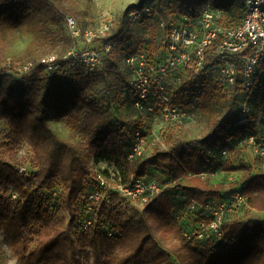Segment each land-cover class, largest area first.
I'll return each instance as SVG.
<instances>
[{
  "label": "trees",
  "instance_id": "16d2710c",
  "mask_svg": "<svg viewBox=\"0 0 264 264\" xmlns=\"http://www.w3.org/2000/svg\"><path fill=\"white\" fill-rule=\"evenodd\" d=\"M204 1L207 0H139L120 17L115 35L104 37L103 44L112 43L114 49L100 67L91 69L85 64L71 67L65 63L59 70L48 71L41 59L50 54L63 56L71 48L64 41L61 21H67L68 16H84L79 3L0 0V121L6 120L11 129L6 145L8 156L0 154V227L12 241L19 243L21 264H79L78 246L84 252L91 249L97 256L106 255L105 260L97 259L95 264H264V219L228 220V215L238 206L226 216L221 239L188 238L185 232L190 228L179 243L169 246L164 243L176 199L180 197L188 210L195 203L199 207L197 212L201 213L207 203L223 201L229 194L241 191L248 207L264 214V172L256 171L243 160L239 165L232 161L223 163L229 155L231 141L246 133L247 139L255 134L263 142L259 131L264 126L257 121L251 104L248 123L235 125L242 80L238 73L235 85L220 84L214 70L218 41L207 49L203 70L196 72L187 67L180 73V80L174 76L177 82L174 89H170L168 82V93L173 105H178V97L182 100L192 97L202 110L212 115L224 114V119L211 120L207 132L199 138L177 136L166 148L155 146L150 157L134 171V176L160 181L163 192L142 209L131 205L129 213H125V202L134 201L122 197L117 185L102 184L91 168L92 160L111 161L114 144L131 130V122L114 123L113 107L132 105L142 117L150 115L145 116L134 106L135 91L130 87L129 74L121 69L117 53V36L134 24L128 21V12L146 2L153 3L154 12L139 22L155 18L163 40L160 20L169 26L182 15L195 17ZM211 2L224 29L238 27L243 22L246 8L242 0ZM21 31L29 34V43L20 53H11L8 36ZM162 45L157 46L153 36L144 50L151 51L146 52L157 61L161 58L158 50ZM52 50L56 52L50 53ZM144 50H133L127 55ZM28 62L33 63L31 70L18 74L17 68ZM256 86L264 92V81L259 83V74L255 85L246 92ZM157 102L160 108L164 105L161 99ZM52 119L65 121L79 137L58 134ZM143 121L134 122L133 147L138 143V130L146 142L147 127ZM19 141L25 142L28 152L17 159L14 154L18 152ZM249 147L246 144L244 149ZM131 152L132 149L128 155ZM215 154L223 160V170H242L241 178L214 183L205 177ZM128 155L124 160H129ZM146 166L161 170L168 179L150 176ZM21 168L26 171L21 173ZM130 180L127 177L121 183ZM238 186L241 187L227 192ZM95 194H100V199L91 197ZM64 212L70 217L68 221ZM202 214L204 217H198L193 226L206 218L203 211ZM155 226L164 228L161 237ZM76 227L79 232L74 233ZM117 249L120 254L113 256Z\"/></svg>",
  "mask_w": 264,
  "mask_h": 264
},
{
  "label": "built area",
  "instance_id": "2783aa9c",
  "mask_svg": "<svg viewBox=\"0 0 264 264\" xmlns=\"http://www.w3.org/2000/svg\"><path fill=\"white\" fill-rule=\"evenodd\" d=\"M246 8L243 22L234 28H223L219 25V12L214 8L211 0L204 1L197 8V16L182 15L173 20L168 26L163 20L159 21L160 28L164 31V53L159 60L150 58L146 51L125 55L122 61V70L129 73L130 87L135 91L134 106L142 114H152L156 111L157 99H161L164 105L160 108L161 116L166 122L180 121L185 113L178 105L170 102L168 93V79L177 76L187 67L196 72L203 70L206 64V51L218 41L215 56L214 70L218 75L221 85L232 86L237 81L238 73L242 80V88L245 93L257 82V76L261 65L264 63V0H242ZM154 12L151 2H146L139 8L128 12L127 19L130 23L141 21L146 15ZM113 21H109L101 30L87 32V36L94 38L105 35L111 30ZM67 25L74 35L79 34L76 20L72 16L67 17ZM114 49L112 43L103 44L99 48L88 47L79 49L73 45L63 56L50 54L41 59L48 71H56L68 63L71 67L77 64H85L91 69L101 66ZM238 63L240 69L238 70ZM32 62L25 63L17 68V73L22 75L31 70ZM235 125L242 126L248 123L252 108L243 101L237 107ZM138 143L128 155L129 160L141 156L145 139L141 137L142 131L136 132ZM247 142L254 147L258 155H264V143L259 141L255 134L248 137ZM226 152H223V155ZM21 173L25 168L19 169ZM105 184V181H101ZM120 195L143 206L157 198L163 187L157 179L133 176L127 183H119L116 186ZM100 199V194L91 196ZM245 201L241 191L232 193L226 201L207 203L202 207L205 219L200 220L185 236L196 237L199 240L209 238L221 239L223 237L222 225L228 213ZM191 211L198 210L197 204L189 206Z\"/></svg>",
  "mask_w": 264,
  "mask_h": 264
},
{
  "label": "rangeland",
  "instance_id": "374dc122",
  "mask_svg": "<svg viewBox=\"0 0 264 264\" xmlns=\"http://www.w3.org/2000/svg\"><path fill=\"white\" fill-rule=\"evenodd\" d=\"M80 7L84 11V16L75 17L79 34L74 35L72 30L68 27L67 21H61V30L64 37V41L66 45L73 46L75 45L79 49L94 47L99 48L103 45V39L105 36H114L119 23L120 17H122L127 8L132 4H137L139 0H76ZM109 21H113L111 30L102 35L100 37H88L87 32H94L96 30H101L106 23ZM155 18H150L142 22L130 24L124 30L121 36H117L116 38V48L118 57L120 58L121 69H122V61L125 55L128 52L133 50H144L147 43L151 41L153 36H156V45H162L161 31L157 26ZM153 26V27H152ZM10 38V51L11 53H20L29 43L30 36L26 32H14L9 36ZM145 51V50H144ZM148 51V50H146ZM56 51L52 50L50 53H55ZM152 53L151 51H148ZM158 53H164V46L162 45ZM106 62V61H105ZM100 67V66H99ZM128 73L126 70H123ZM129 74V73H128ZM264 81V67L260 69L259 72V83ZM170 83V89H174L176 85V80L174 76H170L168 79ZM177 103L182 108L185 116L178 122L169 123L166 122L160 113V104L156 103L157 110L146 116L142 117L135 110L132 105H128L124 108H120L118 106L113 107V120L116 124H121L123 121L131 122L130 127L131 130L129 133H126L121 140L114 144L113 151V159L111 161H101L96 163L94 160L91 161V168L93 170V176L95 178L100 179V181L104 180L105 184H110L115 186L121 181H124L127 177L132 178L138 168L143 165V162L150 157L152 150L155 146L159 145L163 148L168 146L170 140H175V137L179 136L184 139H196L200 136L204 135L208 130V125L211 120H223L224 114L222 115H212L209 112L202 110L196 103L192 97L186 98L182 100L181 97L177 99ZM246 101L252 105L256 115L257 121L262 123V127L264 126V92L259 90V86H256L253 91L250 92H240L238 95L239 103ZM236 107V109H237ZM142 118V119H141ZM140 120H144L146 125V142L144 145V149L142 155L137 157L133 163L127 159L124 160L126 154L128 155L129 151L133 150V145L135 143V137L132 134L135 128L134 122H140ZM52 126L55 131L64 136L71 138H78L79 133L72 130L65 121L52 119ZM10 127L6 120L0 121V154L4 156H8L7 154V144L10 141ZM259 135L263 139L264 143V127L259 131ZM137 138V135H136ZM247 133L239 139L233 140L229 146V155L224 158V165L228 161H232L235 165H239V161L243 160L247 165H251L255 167L256 171L264 172V155L260 156L255 151L254 147H252L247 141ZM18 144V152L14 154V158L20 159L28 152V147L25 142L19 141ZM248 144L249 149H244L245 145ZM226 156V155H225ZM213 161L211 165L206 170L205 177L211 179L212 182H229L236 181L241 178L243 171H226L222 169L223 161L221 157L217 154L212 156ZM147 167V174L153 177H160L162 180L168 179V175L166 173H162L161 170L154 168L152 166ZM94 181V179H93ZM181 182H185V179H181ZM179 181V182H180ZM175 183H172L174 186ZM241 186L236 188H230L227 190L233 191L239 189ZM11 193H13V189H9ZM230 195V194H229ZM226 196V199H228ZM224 199V201H226ZM175 210L173 213V217L171 220V225L168 227L170 231L166 233L164 236V243L169 246L175 243H179L183 238V233L193 227L196 219L203 218L202 211L198 213L197 210L191 211L187 208V203L183 200V198L176 199ZM131 205L133 207L142 209V206L133 202L132 204H127L123 206V211L125 213H129L131 210ZM66 220L70 219L67 212ZM88 214V213H87ZM86 214V216H87ZM235 218H243L245 220L253 219V220H261L264 219V214L251 210L246 202H243L239 205L232 213H230L227 217L228 220ZM157 229V235L159 237L162 236V230L164 228ZM78 228L74 229V233ZM77 232H79L77 230ZM78 238V233L76 234ZM35 239H37L35 237ZM32 247H36V242L32 245ZM78 255H79V264H95V261L105 260L106 255L99 254L95 255L91 249H87V251H83L78 246ZM20 253L21 248L19 243L12 241V238L5 233V231L0 227V264H21L20 262ZM120 254L119 249H117L113 256ZM115 261V260H114Z\"/></svg>",
  "mask_w": 264,
  "mask_h": 264
}]
</instances>
